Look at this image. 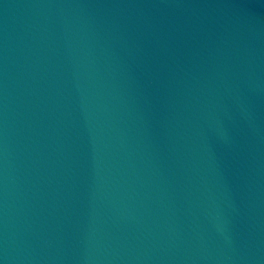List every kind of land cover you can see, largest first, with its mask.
<instances>
[{
	"label": "water",
	"instance_id": "1",
	"mask_svg": "<svg viewBox=\"0 0 264 264\" xmlns=\"http://www.w3.org/2000/svg\"><path fill=\"white\" fill-rule=\"evenodd\" d=\"M0 264H264V0H0Z\"/></svg>",
	"mask_w": 264,
	"mask_h": 264
}]
</instances>
